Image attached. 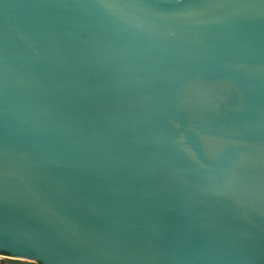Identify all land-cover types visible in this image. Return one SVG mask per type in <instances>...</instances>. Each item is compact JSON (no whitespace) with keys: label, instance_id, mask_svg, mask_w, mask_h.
Returning a JSON list of instances; mask_svg holds the SVG:
<instances>
[{"label":"water","instance_id":"95a60500","mask_svg":"<svg viewBox=\"0 0 264 264\" xmlns=\"http://www.w3.org/2000/svg\"><path fill=\"white\" fill-rule=\"evenodd\" d=\"M264 264V0H0V256Z\"/></svg>","mask_w":264,"mask_h":264},{"label":"trees","instance_id":"16d2710c","mask_svg":"<svg viewBox=\"0 0 264 264\" xmlns=\"http://www.w3.org/2000/svg\"><path fill=\"white\" fill-rule=\"evenodd\" d=\"M1 264H38L37 262L27 263L25 261H19V260H9L6 259Z\"/></svg>","mask_w":264,"mask_h":264},{"label":"rangeland","instance_id":"374dc122","mask_svg":"<svg viewBox=\"0 0 264 264\" xmlns=\"http://www.w3.org/2000/svg\"><path fill=\"white\" fill-rule=\"evenodd\" d=\"M13 257H9V256H5V255H1L0 256V264H1V262H3L4 260H6V259H9V260H14V259H12Z\"/></svg>","mask_w":264,"mask_h":264}]
</instances>
